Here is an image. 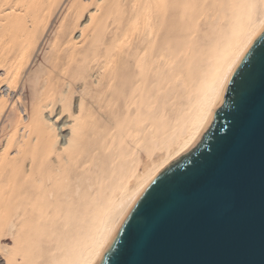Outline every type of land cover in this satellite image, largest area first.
<instances>
[{
  "label": "bare ground",
  "instance_id": "1",
  "mask_svg": "<svg viewBox=\"0 0 264 264\" xmlns=\"http://www.w3.org/2000/svg\"><path fill=\"white\" fill-rule=\"evenodd\" d=\"M41 1L38 4H43ZM61 1L49 0L47 13L36 18L33 25L30 23L33 20L28 22L35 27L34 33L30 30L32 36L31 32L24 33L29 26L26 19V25L21 19L26 18L21 12L23 6L18 11L24 17L16 13L20 19L12 11L18 8L17 3L21 5V0H15L11 13L6 12L8 19L9 15L17 18L5 28L2 26L5 33L22 31L20 37L24 33L23 37L30 38L14 53V61L9 58L10 51L16 50L14 43L9 40L15 50L9 44L11 49L2 47L6 54L1 48L5 42L0 45L3 56L9 55L6 57L13 63L10 64L13 67L5 70L12 74L14 69L12 75L6 71L7 75L0 76L4 77L0 82L6 81L8 85L5 90L1 87L0 93V120L4 119L0 127V253L6 257L5 263L0 258V264H93L122 208L198 139L229 71L264 27V0H129L124 7L122 4L119 7L118 0L114 3L108 0L112 9L104 5L108 1L103 6L98 0L104 16L97 15L107 18L91 13L94 15L88 18L91 24H84L90 28L81 27L85 43L82 41L77 48L69 42L75 41L71 34L76 24L79 27L78 19L85 15L86 3L70 0L75 10L72 8L67 23H63L64 18L61 23L63 15L70 13L63 8L66 14H61L60 23L55 25H60L61 30L58 28L60 32L56 34L55 28L53 43L49 42L56 55L68 53L65 64L58 68V59L53 56L50 61L41 58L49 64L40 61L44 65L40 66L34 61L39 68L35 66L30 72L26 70L29 72L26 76L22 75V67L31 61L40 41L37 30L44 34L52 22H49L52 10ZM1 2V10L2 3L10 5L8 0ZM44 2L47 6L48 1ZM33 4L28 5L32 8L30 14H35L38 7L44 10L37 3L34 9ZM25 8L28 16V7ZM106 9L110 11L105 13ZM117 11L118 15L113 16ZM3 15L5 22L0 23H7ZM111 16L113 19L109 21L114 20L115 24L119 21L116 26H122L120 31L112 28V36L105 40L107 29L112 26L107 24ZM94 18L99 22L95 24ZM206 19L212 27L210 33L208 27L207 31L203 29ZM85 35L90 36L86 37L89 43ZM3 38L7 41L8 37ZM6 62L3 63L8 65ZM19 76L25 78L17 86ZM16 89L20 94L16 93L18 99L12 97L9 109L7 103ZM21 106L25 111L31 109L27 119L19 113L24 111ZM46 109H50V115L70 113L73 119L68 121L65 116L58 123L45 113ZM107 109L117 117V120L112 117L116 123L110 122L109 114L107 118ZM95 117L100 118L95 121ZM103 117L110 122L105 121L108 125L114 126L106 128L105 122L96 123ZM100 126L104 133L97 136ZM90 143L98 148L97 154Z\"/></svg>",
  "mask_w": 264,
  "mask_h": 264
},
{
  "label": "water",
  "instance_id": "2",
  "mask_svg": "<svg viewBox=\"0 0 264 264\" xmlns=\"http://www.w3.org/2000/svg\"><path fill=\"white\" fill-rule=\"evenodd\" d=\"M262 53L264 27L229 71L198 139L122 208L93 264H264Z\"/></svg>",
  "mask_w": 264,
  "mask_h": 264
},
{
  "label": "rangeland",
  "instance_id": "3",
  "mask_svg": "<svg viewBox=\"0 0 264 264\" xmlns=\"http://www.w3.org/2000/svg\"><path fill=\"white\" fill-rule=\"evenodd\" d=\"M8 1H9L10 5H7V4L5 3V2H7V0H6V1H5V0H4V1L2 0V2H4L6 5L3 4V3L1 2V0H0V2L2 3L1 5H2V6L4 5L3 7L1 6V7H2V10H1V8H0V11L3 12V13L0 12V16H1L2 14H5V15H3V17L5 16L6 18H7V15H8V14L6 15V12H7L8 10H9V12H10V8L12 9L14 6H16L15 4L17 3V2H15V0H13L14 3L12 2V0H8ZM17 1H18V0H17ZM24 1H25V0H21V2H20L21 5H20L19 3H17L18 6H16V7H18L19 9L15 7L16 10H15V9H14V10L12 9V11L14 12L15 15L18 16V14L20 13V11L22 10L21 12H22V14H23L26 18H21V19H23V21H22V20H21V21L23 22V24H25L24 21H25V19H26V21H27V22H26L27 26H29V25H31V24L33 25L34 21L37 22L38 17L41 16L42 13H44V12L47 13V12H46V9L48 8V5L50 4L49 0H46V2L48 1L47 6L44 4V3H45L44 0L41 1V3H43V4H41V5H40V3L38 4L39 0H37V1H31V3L29 2L30 0H28V1H26V3L28 2V3H27V6H26V5H25L26 3H23V4H22V2H24ZM62 1H63V2H62ZM62 1L60 2L61 4H60V3L58 4V6H60V7L57 6V8L55 7L54 10H52V11H53V12H52V15H53V16H52V17L50 18V20H49V22H51V21L53 22V23L51 22L52 25H51V23H49V22H48L49 25H48V23H47L48 27L45 28V31H44V34H43V35H42V33H41L39 30H37V32L40 33V34H39L40 41L38 42V46H36L37 48H36L35 51H34L35 53L33 52L34 55H32V57L35 58V59H33L32 57H30V58L33 59V61H32V59H31V61H29L27 64H25V65H27L26 67H25V66L22 67L23 69H22V71H21V74L24 73V74H22V75L26 76V75L30 72V70H34L33 68H35V69H36V67L39 68V67H38V66L40 65L39 63H41V62L44 63V61H46L45 59H48V60L50 61V59H51L52 56H53V59H58V62H59V63H58V68H61V67H62L61 65H62V64H65V61L67 60V59H66V56H67L68 53L59 52V53L57 54L59 58H56L57 55H56V53L54 52V50L52 49V48H53V44H52L53 42H52L51 38H53V37L55 36V35H53V34H54V31H53V30H54L55 28H56L55 30H57V31L60 29V28H59L60 25H59V27H58V26L56 27L55 25H58V24L60 23L58 20H61V17H62L61 14L65 13V11H66L67 13H69V11H70L69 15L67 14V16H65V17H64V15H63L62 20H61V23H62L63 18H64L63 23H65V22L67 23V20H68L67 18L70 17V14L73 12L72 10L74 9V6H73V7L71 6V5H72L71 2H73V1H75V0H72L71 2H70V0H67L68 2H70V5H68V2H67L66 0H62ZM76 1H79V0H76ZM80 1H81V2H84V4L86 3V8H85L86 10H85V11L83 10V13H84L85 15H83L80 19H78L77 22H80L79 27H78V25L76 24V30L73 31L74 34H71V38H74L73 41L75 40L76 43H75V41H74V42H72V41L69 42V44L71 43V45H72V44H73V45L76 44L75 46H76L77 48L79 47V44H80V43L82 44V41H84V34H85V33H84V34L81 33L82 30H83L82 28H84L85 26L87 27V25H84V24H91V23H89V22H91V21H90L91 19H88V18H89V16H91L93 13H94V15H95V13H96V15H97V14H101V15H102V13H104V11L101 12V11H100V10H101L100 7L98 8V6H101V5H103V4L105 3V0H100V1H99V2H100L99 4L102 3L101 5H99V4L97 3L98 0H84V1L80 0ZM107 1H108V0H106V2H107ZM110 1L114 3L115 0H113V1L110 0ZM116 1H117V0H116ZM118 1H119V5L122 4L123 7H124V6H125L124 4H125L127 1H129V0L122 1L123 3L120 2V0H118ZM118 1H117V2H118ZM33 2H34V4L37 3V5H39V6H43V8H44L45 11L39 9V7H38V9H36L37 12H35V14H34L33 12H31V14L33 13V14H32L33 17H30L31 14H30V11H29V10H31L32 8L29 9L30 6H28V5H29V4H30V5L33 4ZM64 2H65V3H64ZM103 2H104V3H103ZM7 3H8V2H7ZM96 3H97V4H96ZM107 3H109V1H108ZM107 3H105L104 5H108V6L110 7V4H111V3H109V4H107ZM130 3H131V1H130ZM12 4H13L14 6H13ZM34 4L32 5V7L35 9L37 6L35 7ZM63 4H64V6H63ZM66 4H67V5H66ZM82 4H83V3H82ZM82 4H81V5H82ZM84 4H83V5H84ZM116 4H117V3H115L114 5H116ZM104 5H103V6H104ZM111 5H112V4H111ZM114 5H113V6H114ZM119 5H118V6H119ZM122 5L119 6V7H122ZM9 6H10V7H9ZM21 6H23V7H22L21 10H20V7H21ZM24 6H25V7H28V8H27L28 11H29V15H28V16H29L30 18H29L28 16H26L28 13H27V10H26V8H25ZM67 6H70L71 8L69 7V8H68L69 10H68V9H67ZM103 6H102V8H103L104 10H105V8H108V7H103ZM113 6H112V7H113ZM4 7H5V9H4ZM6 7L9 8V9H7ZM45 7H46V8H45ZM61 7H62V8H61ZM64 7H65V8H64ZM84 7H85V6H84ZM115 7H116V6H115ZM41 8H42V7H41ZM43 8H42V9H43ZM63 8H64L65 11L63 10ZM72 8H73V9H72ZM97 8H98V9H97ZM110 8H111V7H110ZM110 8H108V9H110ZM117 8H118V7H117ZM23 9H25L26 11H24ZM34 9H33V10H34ZM55 9L58 10V11H56ZM66 9H67V10H66ZM96 9L98 10L97 12H96ZM99 9H100V10H99ZM108 9H106V11H107ZM111 9H112V8H111ZM111 9H110V10H111ZM121 9H122V8H121ZM131 9H132V8L130 7V10H131ZM4 10H5V11H4ZM18 10H20V11H18ZM33 10H32V11H33ZM59 10H60V11H59ZM74 10H75V9H74ZM110 10H108V11L105 12V13H108ZM117 10H118V9H117ZM17 11L19 12L18 14H16ZM24 12H25V13H24ZM55 12H56V13H55ZM57 12H58V15H57ZM74 12H75V11H74ZM99 12H101V13H99ZM7 13H8V12H7ZM10 13H11V12H10ZM10 13H9V14H10ZM26 13H27V14H26ZM53 13H54V14H53ZM91 13H92V14H91ZM20 14H21V13H20ZM22 14H21V15H22ZM65 14H66V13H65ZM90 14H91V15H90ZM119 14H120V12H119ZM23 15H22V16H23ZM32 15H31V16H32ZM56 15H57V17H55ZM94 15H92V16H94ZM105 15H106V14H105ZM115 15H118V11H117L116 13L113 14V16H115ZM127 15H128V12H126L125 16H127ZM24 16H23V17H24ZM97 16H100V15H97ZM102 16H104V15H102ZM102 16H100V17H102ZM113 16L108 17L107 20L109 21V20H110L109 18H112ZM5 17H4V20H6ZM8 17H9L10 20L7 18V21H6L7 23H0V28H1L2 26H3V27H4V26L6 27L7 24H8V22H10L11 20H14V18H15V16L12 17L11 15H9ZM18 17H19V19H20V15H19ZM27 17H28V18H27ZM53 17H54V18H53ZM95 17H96V16H95ZM100 17H98V18H100ZM105 17H106V16H105ZM105 17H102V19H104ZM206 17H208V16H206ZM0 18H1L0 22H5V21H3L2 16H1ZM16 18H17V17H16ZM16 18H15V19H16ZM32 18H33V19H32ZM34 18H35V20H34ZM36 18H37V20H36ZM59 18H60V19H59ZM98 18L96 17V20H97ZM106 18H107V17H106ZM209 18H210V20H211V17H209ZM209 18H208V19H209ZM27 19H29V21H28ZM54 19H55V21H54ZM69 19H70V18H69ZM112 19H113V18H112ZM112 19H111V20H112ZM204 19H205V18H204ZM31 20H33V21L30 22ZM96 20H95V18H94V23H95V22H99V20H98V21H96ZM107 20L105 19L106 22H107ZM120 20H121V19H120ZM124 20H125V18L123 17V22H124ZM212 20H213V18H212ZM212 20H211L210 22H212ZM100 21H101V18H100ZM102 21H104V20H102ZM203 21H206V22H207V23H206V26H205V24L203 25V27L205 26L203 29H205L206 27H208V32H207V33H210V31L212 30V27L209 25V26H210V28H209V26H208V23H210V22H208L207 19H206V20H203ZM28 22H30L31 24L28 23ZM58 22H59V23H58ZM115 22H116V21H115ZM115 22H114V20H113V23H112L111 21H109V23L107 22L108 25H110V23H112V26L110 25L111 28H110V26H109L110 31H109V28L107 29V33H106V36H105V40H108V39L112 36V33L114 32V31H113L114 29L112 30V28H116V31H117V29H118V31H120L119 29L121 28L122 25H121V26H120V25H119V26H116V24H117L119 21H118L116 24H115ZM203 23H204V22H203ZM26 24H25V25H26ZM38 24H39V23H38ZM53 24H54V25H53ZM92 24H93V23H92ZM95 24H96V23H95ZM113 24H114V25H113ZM118 24H120V23H118ZM25 25H24V26H25ZM35 25H36V24H35ZM40 25H42V24H39L38 26H40ZM47 25H46V26H47ZM80 25H81V26H80ZM36 26H37V25H36ZM54 26H55V27H54ZM83 26H84V27H83ZM90 26H91V25H90ZM115 26H116V27H115ZM3 27L0 29V40H3V41H0V45H1L2 42H5V43L7 42V43H6V44L3 43L4 46L1 45V48H2V47L5 48V46H6V48H7L8 46H10V44H11L10 41H11L12 43H14L13 45H14V47H16V50L14 49L13 45H11V46L13 47L12 49L15 50V52L11 50L13 53L9 50L10 53L12 54L11 56H9V55H4V56H3V52H4V54H6L5 51L8 50L9 47H8L6 50H5L4 48H2V50L4 49L5 51H4V50H3V52L0 51V52H2V53H0V54H1V56L4 57V58H3L4 60H6V59L8 60L7 62H9L11 59L14 61V59H13V56H15L14 53L17 54V52H18V51L21 49V47H22V43H23L24 41H26L28 38H30V36L33 35V34H32V32H33L32 30H33L35 27L33 28V26H29V29H28V27H26L28 30H27V29H26L27 31L24 30V33H27V32L29 33V32L32 31V32L30 33V36H26V34H25L26 37H23L24 33L22 34L21 37L19 36V35L22 33V31H21V33H17V34H13L12 32H9V31H8V33H5V31H4V28H5V27H4V28H3ZM31 27H32V28H31ZM40 27H41V26H40ZM40 27H38V29H40ZM50 27L53 28V29H51V31H53V32L50 31ZM77 27H78V28H77ZM81 27H82V28H81ZM58 28H59V29H58ZM87 28H88V27H87ZM89 28H90V27H89ZM89 28H88V29H89ZM74 29H75V28H74ZM78 29H79V30H78ZM30 30H31V31H30ZM48 30H49V32H47ZM60 30H61V29H60ZM111 30H112V33H111ZM205 30L207 31V29H205ZM25 31H26V32H25ZM57 31H55V33H56V34H57V33L59 34L60 31H58V32H57ZM87 31H89V30H87ZM46 32H47V33H46ZM73 32H72V33H73ZM89 32H90V31H89ZM89 32H87V33H89ZM203 32H205V31H203ZM3 33H5V34L3 35ZM33 33H34V32H33ZM35 33H36V32H35ZM50 33H52V34H51L52 36L50 35ZM87 33H86V34H87ZM91 33H92V32H91ZM211 33H212V32H211ZM7 34H8V35H7ZM12 34H13V35H12ZM47 34H48L49 36H51V37H49V36L47 37ZM81 34H83V36H82ZM89 34H90V33H89ZM200 34H201V33H200ZM205 34H206V33H205ZM205 34H204V35H205ZM1 35H2V36H1ZM10 35H11V37H10ZM36 35H37V33H36ZM87 35H88V34H87ZM201 35H202V34H201ZM208 35H209V34H208ZM208 35H206V36H208ZM4 36H5V37H8L9 39L6 38L7 41H5V39L3 38ZM15 36H17L18 38L15 37ZM57 36H58V35H57ZM72 36H73V37H72ZM202 36H203V35H202ZM209 36H210V35H209ZM209 36L206 37V38L209 39V38H210ZM12 37H14V38L11 39ZM19 37H20V39H19ZM41 37H42V38H41ZM45 37H46V38H45ZM86 37H87V38H88V37L90 38V36H86V35H85V40L87 39ZM204 37H205V36H204ZM204 37H203V39H204ZM2 38H3V39H2ZM44 38H45V40H43ZM47 38H48V39H47ZM49 38H50V39H49ZM71 38H70V39H71ZM18 39H19V40H18ZM55 39H56V38H55ZM55 39H54V41L56 42ZM203 39H202V41H203ZM9 40H10V41H9ZM12 40H13V41H12ZM42 40L44 41V43H45V42L48 43V45L45 44V45H46V46H45L44 43H41V42H43ZM48 40H49V41H48ZM50 40H51L52 43H49ZM71 40H72V39H71ZM89 40H90V39H88V41H89ZM204 40H205V42L208 41V40H206V39H204ZM18 41H20V43H19ZM80 41H81V42H80ZM88 41L86 40V43H87ZM16 43H18V45H17ZM77 43H78V44H77ZM84 43H85V41L83 42V44H84ZM88 43H89V42H88ZM8 44H9V45H8ZM40 44H41L42 47H39ZM50 44H51V45H50ZM65 44H66V43H64L63 45L65 46ZM69 44H68V46H67V44H66V47H69ZM7 45H8V46H7ZM19 45H20V46H19ZM63 45H62V46H63ZM71 45H70V48H69V49L72 48ZM11 46H10V47H11ZM49 46H51V47H49ZM64 46H63V47H64ZM81 46H82V45H81ZM81 46H80V47H81ZM44 47H45V48H44ZM66 47H65V49H66ZM1 48H0V49H1ZM42 48H43L45 51H44ZM50 48H51V51H50ZM9 49H11V48H9ZM38 49H41L42 51L39 50L40 53H37V52H39ZM46 49H47V50H46ZM65 49H64V50H65ZM69 49H67V51H66V50H65V51L68 52ZM64 50H63V51H64ZM43 51H44V52H43ZM52 51H53V52H52ZM60 51H62V50L60 49ZM41 52H42V57H41ZM51 52H52V53H51ZM7 53H9V52H7ZM35 54H36V55H35ZM37 54H38V55H37ZM50 54H51V55H50ZM1 56H0V57H1ZM6 56H9V58H11V59H9V58L6 57ZM34 56H35V57H34ZM36 56H38V57L36 58ZM5 57H6V58H5ZM45 57H47V58H45ZM1 58H2V57H1ZM41 58H45V59H41ZM49 58H50V59H49ZM64 58H65V59H64ZM61 59H62V61H61ZM4 60H2V63H3V62H6V61H4ZM12 60H11V61H12ZM34 61H35V62L37 61L36 63H38L39 65L36 66ZM40 61H41V62H40ZM49 61H48L47 63H44V65L49 64ZM0 62H1V60H0ZM7 62H6V63H7ZM31 62H32L33 64H32ZM2 63L0 64V66H1V65L3 66V67H0V70H1V71H0V76H1V75L3 76V74H4V75L6 74V71H7V70H5L6 67H9V68L13 67V66L10 65V64H13V63H11V62H9L8 65L5 64V63H3V64H5V65H3ZM29 63H30V64H29ZM43 63H42V65H43ZM28 65L31 67V69H30V67L28 68ZM42 65H40V66H42ZM44 65H43V66H44ZM10 66H11V67H10ZM32 66H34V67H32ZM35 66H36V67H35ZM9 68H8V70H10ZM58 68H56V70H57ZM3 70H4V71H3ZM11 70H12V69H11ZM26 70H28L29 72L26 71ZM13 71H14V69H13ZM13 71H12V74L14 73ZM25 71H26V72H25ZM3 72H4V73H3ZM7 72H8V71H7ZM58 72H59V71H58ZM8 74H9V72H8ZM12 74H11V71H10V74H9V75H12ZM6 75H7V74H6ZM55 75H56L55 73H52V76H55ZM20 76H21V75H20ZM20 76H19L18 79H17V86L22 85L23 82H24V79H23V78H25V77H22V78H21ZM95 77H96V75H95ZM3 78H4V77H1L0 79H1V80H4ZM55 78H56V77H55ZM57 78H58V77H57ZM20 79H21V80L23 79V80H22L23 82H22ZM91 79H92V78L90 77V80H91ZM94 79H95V78H94ZM18 80H19L20 82H18ZM2 82H3V83H2ZM2 82H0V93L2 92V90H5V89H3V88H5L6 85H7L6 81H5V83H4V81H2ZM1 83H2V85H1ZM19 83H20V84H19ZM21 83H22V84H21ZM18 84H19V85H18ZM1 87H2V90H1ZM7 88H8V85H7L6 89H7ZM17 88H19V87H17ZM19 89H20V88H19ZM19 89H18V93L20 94ZM5 93H6V92H5ZM5 93H4V94H5ZM16 93H17V89H16V92L13 93V94L11 95L10 99L12 100V102H11V100L9 99V101H8L9 104L7 103V108L9 107V109H10V108L12 107L13 99H14V97H15V98L17 97V96H16ZM18 93H17V95L19 96ZM5 96H7V95H5ZM0 97H1V94H0ZM12 97H13V99H12ZM75 97H77V96H75ZM17 99H18V97H17ZM15 100H16V99H15ZM74 102H75V99H74ZM10 103H11V104H10ZM29 107H31V105H30ZM29 107H28V108H29ZM73 107L75 108V105H74V104H73ZM73 107H72V108H73ZM7 108H6V109H7ZM23 108H24V106H23V107L21 106V107H20V110L22 111ZM74 108H73V110H74ZM29 109H30V108H29ZM29 109L25 111V108H24V109H23L24 111L19 112V113H20V114H23V115H24V118L27 119L26 116H28L29 114H28V115H26V114L31 112V109H30V110H29ZM169 109L171 110V107H169ZM48 110L50 111V109H48ZM48 110L46 109V110H45V111H46L45 113L48 114V116H50L51 118H54L53 120H54V121H57L58 123H59V122H63V120L65 119V116H66V119H68V121H71V119H73V118L69 117V114H70V113L66 114L67 112H65V113L62 114V115H61V114H60V115H59V114L56 115L57 112H54L53 114L51 113V115H50V113H49ZM73 110H72V111H73ZM29 111H30V112H29ZM47 111H48V112H47ZM101 112H102V110H101ZM104 113H105V111H104ZM111 113H112V112L110 111V109H109V110L107 109V113H106V114H107V115H106L107 118H108V114H109L110 119L113 117L114 119L117 120V117L115 118L114 115L112 116ZM65 114H66V115H65ZM55 115H56L57 117H56ZM67 115H68V116H67ZM98 115H99V114H98ZM98 115H97V116H98ZM54 116H55V117H54ZM99 116H100V115H99ZM62 117H63V118H62ZM67 117H68V118H67ZM100 117H101V116H100ZM100 117H95V121H96L98 118H100ZM60 118H61V119H60ZM113 118H112V120L115 121ZM118 118L120 119V117H118ZM55 119H56V120H55ZM62 119H63V120H62ZM103 119H104V117H103ZM103 119H102L101 121H100V119H99V122H100L101 124H100L99 122H96V123H98L99 125H103V124H102V121H103V123H104L105 121L108 122V123H110V122H112V123H116V121L113 122V121L111 120V121L109 122L106 118H105L104 120H103ZM3 120H4V119H1V120H0V121H1V122H0V127H1V125H2V123H3ZM106 122H105V123H106ZM108 123H106V125L104 124V125L106 126V128H108V126L112 124V123H111V124L108 125ZM105 126H104V128H105ZM111 126L113 127L114 125H111ZM100 127H101V128L99 129V131H96V133H97V132L99 133L100 131H101V133H100V135L97 133V136H101V135L104 133V131L102 132V127H103V126H100ZM109 127H110V126H109ZM65 128H67V126H66ZM68 128H69V127H68ZM104 128H103V129H104ZM106 128H105V129H106ZM94 129H95V128H94ZM94 129H93V130L90 129V132L93 133V131L95 132V130L98 129V128H96L95 130H94ZM110 129H111V128H110ZM8 130L10 131V128H9ZM21 130H22V129H21ZM21 130H20V131H21ZM67 130L69 131V129H66V132H67ZM111 130H113V129H111ZM9 131H8V132H9ZM23 131H24V130H22L21 132H23ZM11 132H12V131H11ZM21 132H19V134H22ZM107 132H108V129H107ZM107 132H106V133H107ZM109 132H111V131H109ZM109 132H108V133H109ZM106 133H105V134H106ZM94 135H95V134H94ZM94 135H91V136H92V137H91L92 139H93ZM97 136L95 135L94 138H97ZM107 136H108V134H107ZM107 136H106V138H107ZM108 137L111 138V135H109ZM91 138H90V140H92ZM99 138H100V139H98V142H99V140H100L99 143H101V137H99ZM110 138H109V139H110ZM109 139H108V140H109ZM21 140H22V139H21ZM94 140H95V142L97 141V139H94ZM4 141H5V142H4ZM2 142H4V145H5V143H6L5 137H4V139H2ZM93 144H95V143L93 142ZM93 144L90 143V147H91V145L94 146ZM98 145H100V144H98ZM96 146H97V145H96ZM94 147H95V146H94ZM94 147H92L93 150H95ZM95 148H96V147H95ZM97 150H98V148H96V150H95L94 153L97 154V153H98ZM11 152H12V149H11ZM0 153H1V152H0ZM14 154H15V153H14ZM12 155H13V153H12ZM28 163H29V162H28ZM28 163L26 162V164H28ZM80 169H83V167H81ZM78 170H79V169H78ZM83 170H84V169H83ZM80 171H81V170H80ZM11 245H12V244H11ZM46 246H48V245L46 244ZM1 252H2V251H1ZM1 254H2V253H0V258H1V259L4 261V263H5L6 257H4L5 255H3V254L1 255ZM4 259H5V260H4Z\"/></svg>",
  "mask_w": 264,
  "mask_h": 264
},
{
  "label": "snow or ice",
  "instance_id": "4",
  "mask_svg": "<svg viewBox=\"0 0 264 264\" xmlns=\"http://www.w3.org/2000/svg\"><path fill=\"white\" fill-rule=\"evenodd\" d=\"M260 59L264 60V53H262L260 55ZM252 66H250V67H252ZM250 67H248V69ZM245 73H246V71H243V70L241 72L237 73V76L239 77V81L235 82L236 86L232 89L233 91H236L237 87L241 88V85H242L244 78H245ZM242 103L246 104V101H245V98L243 95H242ZM128 235L130 238V243L134 246L136 243V227L135 226H132V225L129 226ZM117 264H119V261H117Z\"/></svg>",
  "mask_w": 264,
  "mask_h": 264
}]
</instances>
